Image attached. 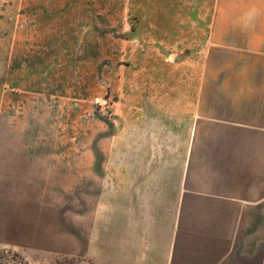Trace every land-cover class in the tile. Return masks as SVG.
Wrapping results in <instances>:
<instances>
[{"label":"crops","instance_id":"0c3cea01","mask_svg":"<svg viewBox=\"0 0 264 264\" xmlns=\"http://www.w3.org/2000/svg\"><path fill=\"white\" fill-rule=\"evenodd\" d=\"M181 2L152 11L157 41L141 45L122 94L111 184L100 167L115 220L99 252L113 264H264V0Z\"/></svg>","mask_w":264,"mask_h":264},{"label":"rangeland","instance_id":"374dc122","mask_svg":"<svg viewBox=\"0 0 264 264\" xmlns=\"http://www.w3.org/2000/svg\"><path fill=\"white\" fill-rule=\"evenodd\" d=\"M181 1L0 0V264H113L100 167L111 184L152 11Z\"/></svg>","mask_w":264,"mask_h":264}]
</instances>
